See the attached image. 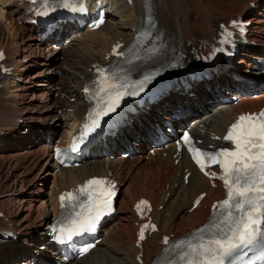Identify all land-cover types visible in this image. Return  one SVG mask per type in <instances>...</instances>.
<instances>
[{
  "label": "bare ground",
  "instance_id": "obj_1",
  "mask_svg": "<svg viewBox=\"0 0 264 264\" xmlns=\"http://www.w3.org/2000/svg\"><path fill=\"white\" fill-rule=\"evenodd\" d=\"M250 1L252 0H148V6L159 31L168 38H179L185 44L192 42L194 37L212 35L217 21L235 14H243L246 20H251L250 33L264 47V7L251 11ZM140 4V0H131L130 5L125 0H111L108 16L102 27L95 31L83 30L79 35L78 31L67 29L64 38L56 40L54 45L50 42L43 52L41 44L35 40L34 28L21 23L17 25L23 19L20 7L0 0V48L5 49L11 66L7 79L4 82L0 79V166H5L8 161L18 163L20 170L28 173L25 177L26 185L30 182L29 177L32 174L27 166L34 169L43 165L46 172L37 184L34 195L26 193L28 197L22 200L23 203L19 207L11 204L13 210L6 214V217L11 227L18 231L22 241L20 243L27 245H18L11 251L0 247V264H7L6 261L10 259L13 260L11 264L35 262L40 259L46 264H52L51 255H47L42 242L35 241L42 238L38 237L43 233V229H39L40 222L46 219L48 213L47 199L42 198L40 191L46 178L50 176L53 178L51 188L54 200L57 191L54 187L63 183L65 175L68 178L75 175L79 178L82 175L79 179L83 180V177L95 171L100 172L105 166L112 168L114 164L120 165L118 182L126 184L124 195L117 202L116 221L104 230L100 243L79 260L62 264H136L133 247L135 227L132 224L134 217L130 206L139 197L150 199L157 229L143 244V264H148L159 249L160 237L164 234L182 233L184 228L193 229L203 224L211 202L222 197L221 189L211 188L207 179L196 172L187 159L181 157L175 164L170 147L163 150L164 157L147 156L144 160L137 155L130 160L119 157L112 161L88 159L80 168L53 173L49 148L44 144L42 134L37 133L34 139H29V135L25 134V127L42 128L43 131H50V134L61 128L60 139H63L69 125L81 120L79 111L70 114L61 107L55 109L57 95L54 94L63 91L67 95L66 98H75L73 103H68L66 99L65 108L78 106L74 84H79L83 77L89 75L90 64L103 60L104 53L109 50L111 43H126L130 40L141 16ZM257 53L264 56L262 50ZM242 62L244 60L240 59L237 64ZM67 82L71 84L68 85ZM199 98L204 101L208 96ZM195 102L193 99L189 109L190 125L200 138L210 142L209 138L214 133L222 132L235 114L264 105V96L244 99L235 106L210 103L196 109ZM13 116L22 120V124H14L10 120ZM10 138H16L14 143H11ZM141 151L142 146L140 153ZM183 169L191 173L187 184L183 179ZM3 170L4 168H0V193L4 189ZM24 191L25 188L20 193L12 192L7 195L19 196ZM204 191L206 196L201 205L189 212L193 197ZM158 205L162 207L160 210H157ZM51 211L55 214V205ZM40 212L41 216L33 222L31 218L38 216Z\"/></svg>",
  "mask_w": 264,
  "mask_h": 264
},
{
  "label": "snow or ice",
  "instance_id": "obj_2",
  "mask_svg": "<svg viewBox=\"0 0 264 264\" xmlns=\"http://www.w3.org/2000/svg\"><path fill=\"white\" fill-rule=\"evenodd\" d=\"M32 2L36 3L37 0ZM59 2L64 7H70L71 4V0H59ZM40 3L44 10L39 14L47 15L51 8L50 0H40ZM51 10L54 11V9ZM233 23L235 24V21ZM225 35L230 37L231 33L225 32ZM227 42V40L222 41V43ZM113 51L115 52V48ZM100 75L102 78L100 83L106 84V87L101 86L99 91L107 93L109 99L105 107L94 114L91 123L85 125L82 137L99 129L100 117L114 112L120 98L125 95L119 90L120 87H124L123 85L118 87L116 83L108 82L103 70H100ZM144 79L147 81L149 77ZM141 90H143L142 87ZM223 139L229 141L233 147H225L221 151L209 154L192 146L189 136L187 134L184 136V142L188 145L193 160L202 172L212 164L219 165V175L216 173L211 175L220 179L225 188V198L213 205L214 214L211 220V226L219 230V238L213 236L192 248L194 258L187 260L186 264H225V261L233 257L235 253L250 248L259 240H264V110L257 114H242L237 117ZM77 148L78 145L74 143L71 150L76 151ZM205 174L209 175L207 172ZM110 188V182L92 178L75 190L87 194L88 204L83 206L86 207L87 214L77 213L78 218L72 220L70 227L60 230L61 236L58 239L71 238L74 234L93 228L104 209L109 206L110 197L113 195ZM66 199L71 202L76 199V196L73 192L62 194L60 197L62 208L65 206ZM146 204L147 202L143 200L138 202L137 210L141 211V205ZM217 210L223 216L219 223L216 222ZM148 227L154 230V226L142 225L140 239L144 238V230ZM164 242H168L167 238ZM87 250L85 248L82 251ZM258 259H264V257H258ZM230 264L234 262L230 261Z\"/></svg>",
  "mask_w": 264,
  "mask_h": 264
},
{
  "label": "rangeland",
  "instance_id": "obj_3",
  "mask_svg": "<svg viewBox=\"0 0 264 264\" xmlns=\"http://www.w3.org/2000/svg\"><path fill=\"white\" fill-rule=\"evenodd\" d=\"M43 52H44V50H43ZM62 58L64 59V56H62ZM68 84L70 85L69 82H68ZM117 167H119V165L117 166V164H116L113 167V171L115 170L116 173L118 174L119 170H117ZM0 168H4V170L2 172V179H3V183H4V189L0 193V208L3 211V213L9 214V212H12V210H13L12 207H11V204H15V206L19 207L23 203L22 200L23 199H27L28 194L31 195V196L34 195V192L37 189V184L42 180V177L46 174V172H45V170L43 168V165L36 166V168H34V169H32L29 166H27L28 171L31 172L32 174L29 177V178H31L30 182L26 185L25 184V180H26L25 177H26V175L28 173H24L22 170H20V168L18 167V163L14 162V161H8L5 166L2 165V166H0ZM50 179L51 178H47L45 180L42 188H41L42 190L40 192H41V195H42L43 199H47L46 195L49 194L48 193L49 188H51V186H52V185L50 186V184H51V180ZM125 186H126V184L121 186V189L119 191V197L120 198L124 195V191L123 190L125 189ZM23 188H25V191L22 192V194L19 195V196H16V195H10L9 196V195H7V194H10L12 192H19L20 193ZM26 193H28V194H26ZM120 198H119V200H120ZM46 204H47L46 205V209L48 210L49 209V202L47 201ZM41 214L42 213L40 212V213H38V216L34 215L31 218V220L33 222H35L36 218L40 217ZM113 222H111V223H113ZM36 225H37V222H36Z\"/></svg>",
  "mask_w": 264,
  "mask_h": 264
}]
</instances>
